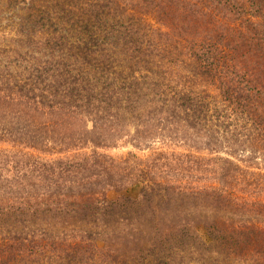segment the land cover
<instances>
[{
	"label": "trees",
	"instance_id": "1",
	"mask_svg": "<svg viewBox=\"0 0 264 264\" xmlns=\"http://www.w3.org/2000/svg\"><path fill=\"white\" fill-rule=\"evenodd\" d=\"M128 244L264 264V0H0V264Z\"/></svg>",
	"mask_w": 264,
	"mask_h": 264
},
{
	"label": "rangeland",
	"instance_id": "2",
	"mask_svg": "<svg viewBox=\"0 0 264 264\" xmlns=\"http://www.w3.org/2000/svg\"><path fill=\"white\" fill-rule=\"evenodd\" d=\"M126 150L114 151L120 155ZM111 196V194H109ZM133 244L126 246L129 257L125 264H224L223 244H141L136 250ZM139 258L135 261L134 253Z\"/></svg>",
	"mask_w": 264,
	"mask_h": 264
}]
</instances>
